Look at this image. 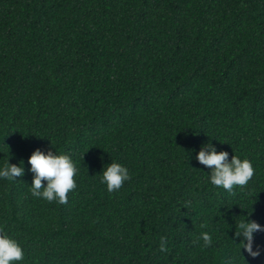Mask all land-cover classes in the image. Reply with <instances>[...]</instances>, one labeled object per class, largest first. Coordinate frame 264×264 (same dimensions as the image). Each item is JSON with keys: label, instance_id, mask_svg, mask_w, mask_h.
<instances>
[{"label": "trees", "instance_id": "trees-1", "mask_svg": "<svg viewBox=\"0 0 264 264\" xmlns=\"http://www.w3.org/2000/svg\"><path fill=\"white\" fill-rule=\"evenodd\" d=\"M209 143L252 180L212 185ZM37 149L74 161L67 203L32 196ZM8 160L24 174L0 179V228L20 264H264L232 240L251 212L264 225V0H0ZM112 162L131 179L109 192Z\"/></svg>", "mask_w": 264, "mask_h": 264}, {"label": "clouds", "instance_id": "clouds-1", "mask_svg": "<svg viewBox=\"0 0 264 264\" xmlns=\"http://www.w3.org/2000/svg\"><path fill=\"white\" fill-rule=\"evenodd\" d=\"M229 156V152H217L209 143L199 151L196 159L200 164L211 169L209 181L212 185L232 191L235 186H246L252 180L254 167L249 159L242 160L236 155L229 159ZM21 162L16 165L8 160L0 166V179L14 181L17 177L23 176L24 162ZM28 163L34 173L30 187L32 196L48 202L67 203V194L77 187L75 177L78 175V169L72 158L65 154H57L53 151L43 152L37 149L30 156ZM130 179L131 176L126 166L112 162L106 169H103L101 182L107 185L109 192H113L119 190L123 183ZM251 214L252 212L246 216V220L236 223V231L232 240L239 246L243 258L246 252L249 257L255 259L264 254V246L256 242V234L264 232V225L250 219ZM201 238L205 246L211 245L210 234L205 232ZM160 250L167 251L163 240ZM24 257L22 245L0 228V264H20Z\"/></svg>", "mask_w": 264, "mask_h": 264}]
</instances>
